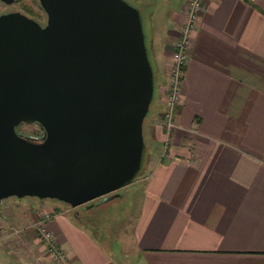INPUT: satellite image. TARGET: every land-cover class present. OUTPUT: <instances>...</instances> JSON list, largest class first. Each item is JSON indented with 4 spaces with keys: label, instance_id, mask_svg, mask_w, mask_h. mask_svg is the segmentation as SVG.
Returning a JSON list of instances; mask_svg holds the SVG:
<instances>
[{
    "label": "crops",
    "instance_id": "obj_1",
    "mask_svg": "<svg viewBox=\"0 0 264 264\" xmlns=\"http://www.w3.org/2000/svg\"><path fill=\"white\" fill-rule=\"evenodd\" d=\"M175 3L150 51L155 87L130 240L93 232L85 209L61 201L47 224L63 250L54 259L31 224L42 202L6 197L0 264H264V0L202 1L168 135L158 118L187 0Z\"/></svg>",
    "mask_w": 264,
    "mask_h": 264
},
{
    "label": "water",
    "instance_id": "obj_2",
    "mask_svg": "<svg viewBox=\"0 0 264 264\" xmlns=\"http://www.w3.org/2000/svg\"><path fill=\"white\" fill-rule=\"evenodd\" d=\"M38 3L44 24L0 13V201L82 210L140 174L154 73L140 10L126 0ZM32 122L40 140L16 131Z\"/></svg>",
    "mask_w": 264,
    "mask_h": 264
},
{
    "label": "rangeland",
    "instance_id": "obj_3",
    "mask_svg": "<svg viewBox=\"0 0 264 264\" xmlns=\"http://www.w3.org/2000/svg\"><path fill=\"white\" fill-rule=\"evenodd\" d=\"M133 7L139 8L140 19H142V31L144 32V43L147 46V55L150 57V51L154 48V40H156L159 33V29L162 28V22H167L169 19V15L174 8L178 7L175 3V0H126ZM39 0H18L6 5V3L0 1V11L7 12L9 10H18L23 12L26 10L28 15L31 16L32 19H36L38 22L44 24L45 22V12L39 5ZM23 10V11H22ZM24 11V12H26ZM153 105V102L150 103V107ZM151 113V109L144 116V125L142 128V133H144V141L147 133V124L146 119ZM16 131L23 134V136H29L36 140H40V135L42 132V128L40 125L35 124V122L28 123L26 125L19 123L16 125ZM148 140L147 143L145 141L146 149H148ZM145 153V152H144ZM141 171V170H140ZM142 172V171H141ZM138 174L137 176L141 175ZM135 176L132 181L128 185H124L115 191L116 196L110 197V199L105 200V202H100L98 204H93L92 206L85 207L83 210L82 220L86 221L89 224L90 230L96 232L98 234H102L104 236L109 235L111 237L115 236V238H119L126 241L130 240V237L127 234L128 227L132 225V214L133 208L135 207L134 197L131 194V190L138 185ZM12 197V199H20L19 201H23L27 205L32 203V200H39L42 203L33 204L32 207L34 211L37 213L36 217L32 220V226L36 228V234L38 235V229H41V226L35 225V222L41 223L45 228L49 229L47 226L50 217L55 215L57 211H63V203L58 199H50V198H42L38 199L35 196H21V197ZM34 203V202H33ZM75 210L78 208L75 207ZM48 214V217L46 216ZM87 215V216H86ZM47 217V218H46ZM39 227V228H38ZM39 237V235H38ZM40 238V237H39ZM41 240V239H40ZM116 241H114V244ZM42 243V242H41ZM40 243V244H41ZM45 249V248H44Z\"/></svg>",
    "mask_w": 264,
    "mask_h": 264
},
{
    "label": "built area",
    "instance_id": "obj_4",
    "mask_svg": "<svg viewBox=\"0 0 264 264\" xmlns=\"http://www.w3.org/2000/svg\"><path fill=\"white\" fill-rule=\"evenodd\" d=\"M203 0H187L186 10L184 11V20L179 25V34L174 40V48L172 49V59L167 65L168 72L166 74V99L164 100V111L160 114L158 122H160L165 132L170 135V130L174 127L173 114L177 112V104L181 99L180 87L182 86V75L185 72V65L188 61V48L190 47L189 37L192 33L194 22H196L197 11L201 7ZM48 217V214L46 215ZM46 217V218H47ZM35 225L41 226L38 229L39 239L45 251H47L52 258L56 259L63 254L55 238L49 229L45 228L41 223L35 222ZM39 228V227H38Z\"/></svg>",
    "mask_w": 264,
    "mask_h": 264
},
{
    "label": "trees",
    "instance_id": "obj_5",
    "mask_svg": "<svg viewBox=\"0 0 264 264\" xmlns=\"http://www.w3.org/2000/svg\"><path fill=\"white\" fill-rule=\"evenodd\" d=\"M15 1H18V0H15ZM22 11H23V10H22ZM24 11H26V10H24ZM24 11H23V12H24ZM0 13H1V11H0ZM24 13L28 14V12H27V11H26V12H24ZM29 15H30V14H29ZM18 124H19V123H18ZM35 124H36V123H35ZM16 125H17V124H16ZM16 125H15V126H16ZM16 129H17V126H16ZM145 152H146V151H145Z\"/></svg>",
    "mask_w": 264,
    "mask_h": 264
}]
</instances>
